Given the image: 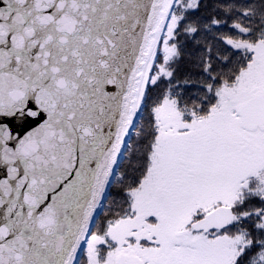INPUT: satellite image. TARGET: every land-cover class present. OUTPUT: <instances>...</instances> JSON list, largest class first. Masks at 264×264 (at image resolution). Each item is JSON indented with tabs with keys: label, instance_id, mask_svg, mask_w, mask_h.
Returning a JSON list of instances; mask_svg holds the SVG:
<instances>
[{
	"label": "snow or ice",
	"instance_id": "6c2138e0",
	"mask_svg": "<svg viewBox=\"0 0 264 264\" xmlns=\"http://www.w3.org/2000/svg\"><path fill=\"white\" fill-rule=\"evenodd\" d=\"M0 264H264V0H0Z\"/></svg>",
	"mask_w": 264,
	"mask_h": 264
}]
</instances>
